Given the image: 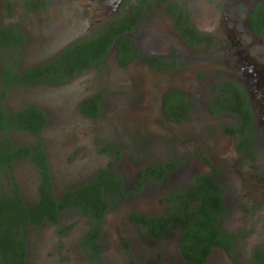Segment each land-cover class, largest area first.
<instances>
[{"label":"flooded vegetation","instance_id":"obj_1","mask_svg":"<svg viewBox=\"0 0 264 264\" xmlns=\"http://www.w3.org/2000/svg\"><path fill=\"white\" fill-rule=\"evenodd\" d=\"M195 1L201 5L198 17L193 10ZM261 3H264V0H0V71L6 67V76L0 75V107L10 114L34 105L28 104L16 110H9L3 105V99L11 89L17 86L45 84H15L10 81L15 79L13 76L15 72H22L29 67L55 60L63 51L81 42L102 41L104 44L101 45V49L104 53L92 61L86 69L67 79H75L85 70H93L102 75L106 67L112 64L125 69L136 62L140 64V67L136 68L135 74L131 76L132 79H167L162 86L159 100L163 109V98L166 94L167 106L171 114L165 117L171 125L180 126L187 122L185 128L196 131L194 134L200 138L198 142H203L207 147L214 145L215 142L213 139L204 138V135L212 131L217 137L216 131L219 132L215 157L218 153H224L219 158V167L205 157L197 158L208 168L207 172L197 174L214 176L223 189L222 197L226 212L229 206L226 205L229 203V193L234 190L237 182L242 190L239 206L247 213L258 210L264 213V34L253 27L255 17L251 14L252 9ZM65 15H71L75 20L72 36L58 46L54 53L35 58L31 65L19 67L23 63L20 59L22 51L26 47L34 48L38 45L35 43V36H44L51 28L50 22L64 19ZM20 20L23 21L19 22ZM189 25L193 27V30L188 28ZM116 32L119 33L113 37L111 43L106 44L108 34ZM1 36H5V40ZM27 61L29 62V59ZM1 79L9 81L8 86H5V92H3ZM94 96L98 97V113L101 105L99 94L83 98L79 105ZM34 106L40 108L37 105ZM240 108L247 110L251 116L248 125H244L240 118ZM78 110L80 111L79 108ZM211 110L217 114H213ZM198 117L199 124L192 125L190 122ZM46 123L35 136L13 127L5 130L10 140L8 143L0 140V157L2 158L0 177L3 179L0 183V196L17 195L27 206L37 201L41 172L36 163L37 154L33 149L36 145L40 146L46 156L52 185L51 196L59 200L64 190L69 189L64 188L59 194L54 192L53 173L46 144L42 138H39ZM10 130L28 133L37 139L31 141L32 143L14 142L9 135ZM227 130L234 131V134L227 133ZM107 146L110 148L109 145ZM228 146H232L230 153L225 149ZM4 152L6 155L3 154ZM19 162L32 168V173L29 175L33 177L29 181L34 183L33 191L25 192L22 189L15 171V164ZM166 162H156L152 165ZM174 169L166 168V175L161 179H165ZM100 171H96L82 183L70 188L90 181ZM137 173L138 171L135 174V190L139 189V187L136 188ZM120 179L123 184L122 177ZM148 179L156 180L145 177L143 181ZM191 180L185 188L171 189L166 196L171 191L188 188ZM233 196L236 198L235 194ZM247 196H251L250 204L248 207H243L242 205L247 202ZM122 198H114V201L105 209L103 216L111 205ZM166 204L167 209L164 213H168V203ZM131 212L137 211H129L127 220L136 227L140 238L163 241L169 236L170 231L177 230L167 225L166 236L156 240L141 224L129 219ZM64 213H75L87 222L83 246L93 257L101 256L98 244L100 228H98L97 237L94 238L96 244L94 248L89 237V230L94 222L76 208L58 209L55 219L43 217L37 222L28 221L25 225L20 223L21 238L25 242L26 249L24 264H29L31 236H33L28 232L46 223H56ZM103 216L97 222L98 227ZM222 218L224 215L219 218V225L230 236L226 238L223 245L210 249L204 264L214 250L231 257L232 253L238 255V248L244 251L242 253L246 255L248 264H264V237L260 240L252 237L244 249L240 246L242 235L238 234L237 229L236 231L227 229L222 224ZM141 231L145 232V235H141ZM177 244L179 256L187 261L181 256L179 238H177ZM215 258L216 264H225L219 261V257Z\"/></svg>","mask_w":264,"mask_h":264},{"label":"rangeland","instance_id":"obj_2","mask_svg":"<svg viewBox=\"0 0 264 264\" xmlns=\"http://www.w3.org/2000/svg\"><path fill=\"white\" fill-rule=\"evenodd\" d=\"M200 6L195 1L196 17L200 14ZM74 22L71 15L52 20L44 36H35L38 45L22 51L23 63L19 67L54 53L72 36ZM137 67H140L138 62L125 69L112 64L102 75L85 70L77 78L59 84L17 86L4 97L3 105L9 110L34 104L46 113L47 123L39 138L46 144L55 193L82 183L98 170L118 174L129 191L107 209L100 221L99 258L93 257L83 246L87 222L75 213H64L56 223H46L28 232L33 235L29 264H192L179 256L177 230L170 231L163 241L140 238L136 227L128 222L127 213L137 211L150 216L164 213L167 209L164 197L171 189H183L195 174L208 171L197 158L205 157L219 167V158L224 154L218 153L215 157L219 132L216 131L217 137L212 131L204 135L215 142L207 147L198 142L196 131L185 128L187 122L173 127L159 100L167 79H132ZM94 94L101 97L99 112L95 116L82 114L78 110L80 101ZM199 121L198 117L190 123L199 124ZM9 135L14 142L37 139L15 130H10ZM231 148L225 149L230 153ZM162 161L174 163L173 172L165 179L145 180L135 190L136 172ZM15 165L22 189L33 191L34 183L29 181L33 177L29 175L32 168L22 162ZM2 180L0 177V183ZM240 188L236 182L229 193V203H226L229 206L222 224L229 230L239 231L242 235L240 246L245 249L252 237L258 240L264 237V213L259 210L247 213L239 206ZM250 197L247 196L243 207L249 206ZM237 252L238 255L232 253L228 257L214 250L206 264H216V256L225 264H248L244 251L238 248Z\"/></svg>","mask_w":264,"mask_h":264},{"label":"trees","instance_id":"obj_3","mask_svg":"<svg viewBox=\"0 0 264 264\" xmlns=\"http://www.w3.org/2000/svg\"><path fill=\"white\" fill-rule=\"evenodd\" d=\"M251 14L255 17L253 27L264 34V3L256 5ZM188 28L193 30L191 25ZM118 33H109L106 44H110ZM1 37L5 40V36ZM103 44L102 41L97 40L81 42L63 51L55 60L29 67L22 72H15L13 75L15 79L10 81L27 85L66 82L69 80L67 78L86 69L92 61L104 53L101 49ZM0 75L6 76V67H3ZM8 83L6 79H1L3 92ZM79 109L83 114L95 116L98 110V97L86 99L79 105ZM163 109L166 115L170 116L166 94L163 98ZM240 109V118L244 125H248L251 116L247 110ZM211 112L217 114L213 110ZM46 121L44 111L34 105L10 114L0 107V140L8 143L10 139L5 130L9 127L25 130L35 136ZM227 133L233 135L234 131L227 130ZM33 149L37 154L36 163L41 172L37 201L27 206L17 195L0 196V264H24L26 249L25 242L21 238L20 223L25 225L28 221L37 222L43 217L55 219L58 209L76 208L94 222L89 230V237L96 248L94 238L98 235L97 222L114 198H122L128 194L119 175L101 170L90 181L64 190L61 198L57 200L51 196L52 185L46 156L40 146L36 145ZM3 154L6 155V152ZM169 167L172 169L175 165L167 162L147 165L137 173L136 188H140L145 177L160 180L166 175V168ZM222 193V187L212 174H197L192 178L188 188L171 191L164 198L168 203V213L153 217L131 212L129 219L141 224L156 240L166 236L167 225L177 229L181 256L193 264H204L210 249L223 245L230 236L219 225V218L226 212ZM141 235H145V232L141 231ZM131 264L135 263L131 262Z\"/></svg>","mask_w":264,"mask_h":264}]
</instances>
